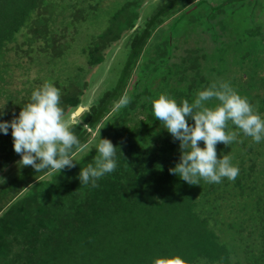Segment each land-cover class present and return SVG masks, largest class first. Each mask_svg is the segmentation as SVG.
Instances as JSON below:
<instances>
[{"label":"trees","instance_id":"obj_1","mask_svg":"<svg viewBox=\"0 0 264 264\" xmlns=\"http://www.w3.org/2000/svg\"><path fill=\"white\" fill-rule=\"evenodd\" d=\"M221 5L121 0L107 15L104 0H0V122L18 117L44 82L60 90L69 113L123 40L108 88L72 126L88 145L75 167H22L0 180V264H152L175 255L186 264H264V146L254 159V141L229 121L237 139L218 144L217 155L230 154L237 178L190 185L169 171L180 142L151 104L160 94L192 103L223 81L264 119V72L254 69L264 41L251 40L252 31L232 36ZM75 56L84 63L77 68L67 64ZM125 94L129 103L116 109ZM100 139L117 147V167L97 187L83 186L79 173ZM20 158L11 129L0 132V175Z\"/></svg>","mask_w":264,"mask_h":264},{"label":"clouds","instance_id":"obj_2","mask_svg":"<svg viewBox=\"0 0 264 264\" xmlns=\"http://www.w3.org/2000/svg\"><path fill=\"white\" fill-rule=\"evenodd\" d=\"M213 100L218 103L210 107ZM128 103L125 94L114 107L119 109ZM151 104L156 120L174 141L180 142V162L169 171L190 185H199L201 179L218 184L223 178L229 181L237 178L239 169L230 163V154L222 158L217 155L218 144L228 146L237 139L236 131L226 132L229 121L255 143L264 139V119L246 97L223 81H215L198 91L192 103L188 100L177 103L167 94H160ZM85 110L77 106L72 115L66 114L61 107L60 90L51 82H44L32 92L30 102L22 107L18 117L0 122V132L7 135L11 129L14 151L21 157L17 162L20 166H31L37 173L61 172L75 167V155L88 147L71 130ZM189 118L194 124L189 123ZM116 148L109 139H100L94 161L79 173L81 185L97 187L100 178L115 171ZM152 264H186V261L175 255L155 258Z\"/></svg>","mask_w":264,"mask_h":264},{"label":"rangeland","instance_id":"obj_3","mask_svg":"<svg viewBox=\"0 0 264 264\" xmlns=\"http://www.w3.org/2000/svg\"><path fill=\"white\" fill-rule=\"evenodd\" d=\"M154 1L156 2L158 0H154ZM227 1L229 0H211V2L215 4V6H219ZM120 3L121 0H104V7L106 14L109 15L110 13H112ZM221 16L225 17L224 18L225 21L228 20L231 22V26H232L231 29L233 30L231 31L232 36L236 32L239 37L243 36V34L246 37V35H249V31H252L253 36L251 35L252 36L251 40L254 37L255 39L259 38L260 41H264V0H244V1L234 2L233 4H230L225 8V13ZM121 49H122V45H120L119 48L114 51L112 57H110L109 62L106 65L107 70L109 69L108 71H110L112 65H115L116 62L119 64L122 61L123 59L122 53H120ZM263 53H264V48L263 50L261 49L258 52L259 55ZM76 56L71 58L74 59L75 61H71L70 57H68L69 59L67 64H70L73 68H77V65L84 64ZM262 60L264 61V59ZM262 70H263L262 72H264V66ZM114 75L115 74H111V75L106 74L104 76L97 75L96 80L93 83V86L90 88V90H88L89 104L94 101V99L102 90L108 88L110 83L108 82V78L109 76L113 77Z\"/></svg>","mask_w":264,"mask_h":264},{"label":"water","instance_id":"obj_4","mask_svg":"<svg viewBox=\"0 0 264 264\" xmlns=\"http://www.w3.org/2000/svg\"><path fill=\"white\" fill-rule=\"evenodd\" d=\"M239 1H242V0H229V1L225 2L224 4H222L221 7H224V6H226V5L232 4V3H234V2H239ZM122 44H123V40H121V41L118 43V45L115 47V50L118 49L119 46L122 45ZM115 50H114V51H115ZM112 54H113V53H112ZM112 54L110 53V54L108 55V57H106L104 63L99 67V69H97V71H96V76H95V78H93V82H92V84H90V87H89L88 90H90V88L93 86V83L95 82L97 75H99V76H104V75H106V74H109V71H108L109 69L107 70L106 65H107V63L109 62L110 57H112ZM88 97H89V92L87 91L86 94H85V96H84L83 99H82L81 104L78 105V106H83V107L86 109L84 112L89 111V109H90V107H91V105H92V103H93V102H91V103L89 104V102H88L89 98H88ZM76 108H77V107H76ZM76 108L72 109V110H71L69 113H67V114H68V115H72V114L74 113V111H75ZM84 112H83V113H84ZM80 116H81V115H80ZM80 116H78V118H77V123H76L75 125H79V117H80ZM20 159H21V158H20ZM20 159H19V160H20ZM19 160H18V161H19ZM21 168H22V166H20L18 163H16V164L13 165L12 167H10V168H9L4 174L0 175V180L7 178L8 173H10V172L15 173L16 171H18V170L21 169Z\"/></svg>","mask_w":264,"mask_h":264},{"label":"flooded vegetation","instance_id":"obj_5","mask_svg":"<svg viewBox=\"0 0 264 264\" xmlns=\"http://www.w3.org/2000/svg\"><path fill=\"white\" fill-rule=\"evenodd\" d=\"M255 64V63H254ZM263 63H260L258 66H256V65H254V69H262L263 68ZM260 145V146H259ZM262 146H264V139H262V141H261V143L259 142V143H255L254 142V144H253V148H254V150H253V155H254V159L257 157L256 155H255V153H258V150L261 152V149H260V147H262ZM262 153V152H261ZM260 157H261V155H260ZM260 157H258V159L260 158ZM260 159H264V156L262 155V158H260Z\"/></svg>","mask_w":264,"mask_h":264}]
</instances>
